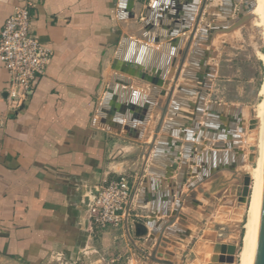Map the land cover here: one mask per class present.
Masks as SVG:
<instances>
[{"label":"crops","instance_id":"crops-1","mask_svg":"<svg viewBox=\"0 0 264 264\" xmlns=\"http://www.w3.org/2000/svg\"><path fill=\"white\" fill-rule=\"evenodd\" d=\"M154 1L0 0V29L15 7L28 2L32 33L52 54L45 75L16 113L6 108L8 75L0 64V116L6 117L5 126L0 129V264H154L147 260L146 254L155 248L156 238L147 246L148 241L135 238L133 230L134 222L145 225L147 220L160 225V236L168 240L157 248V258L163 260L169 255L174 264H213L204 260L207 254L213 253L203 249L205 244L220 239L211 222L218 209L204 214L205 202L209 203L220 191H228L236 183L243 164H237L239 154L245 162V153L241 150L244 121L241 111V133H238L236 112L231 108H246L209 100L220 71L214 63L215 38L208 45H197L199 51L193 66L188 64L194 50L192 43L172 100L195 104L202 86L196 78L184 79L182 74L188 71L193 77L206 76L211 87L203 100L204 110L198 124L204 126L203 118H209L213 125L211 131H206L212 138L204 136L198 144L202 150L194 151L193 158L184 161L183 174L188 183L179 189L178 194L186 196L182 199L177 195L182 159L174 156L177 150L180 154L182 146L173 142H184L180 135L190 127L176 124L164 132L163 123L148 158L144 159L147 150L144 146L152 142L160 117L157 103L163 106L166 95L155 98L145 124L140 121L142 110L129 108L134 104L145 109L148 102L138 95L147 98L151 89L149 83L128 73L137 70L131 63L151 62V68L156 70L154 74L148 70L151 77L159 74L163 64L160 57L168 59L162 80L171 82L189 34L178 32L170 37L173 28L170 25L161 28L158 21L146 30L145 9ZM179 2L182 5L185 1ZM198 4L199 0L196 7ZM210 6L215 9L209 12L213 22L224 24L225 16L219 11L222 1H213ZM124 36L129 41L126 44L122 43ZM158 36L169 38L154 43ZM182 37L179 46H170L166 52L162 50V46ZM136 46L158 56L141 53ZM141 72L146 71L141 69ZM119 80L127 81L128 86ZM112 85L118 90L110 95ZM179 87L192 94L179 92ZM108 94L110 98L105 104ZM177 112L178 120L192 121L184 116H192V110L178 107ZM173 120L167 113L163 122ZM196 137L193 134V139ZM160 138L165 142L154 160ZM232 143L237 144V152L213 148L215 144L226 147ZM209 152L225 155L222 158L203 156ZM173 164L177 167L172 171ZM192 171L200 173L195 175ZM123 175L130 178L132 189L123 225L117 229H96L86 206L94 187ZM193 182L196 184L190 191L187 184ZM176 202L181 204L179 215L164 229L162 226L172 217ZM227 242L220 243L228 245Z\"/></svg>","mask_w":264,"mask_h":264},{"label":"water","instance_id":"water-1","mask_svg":"<svg viewBox=\"0 0 264 264\" xmlns=\"http://www.w3.org/2000/svg\"><path fill=\"white\" fill-rule=\"evenodd\" d=\"M184 4H180L179 0H155L146 7L145 9V20L143 22V26L146 30H149L151 27H153L156 24V21H158V26L161 28H167L169 27L173 28V30L170 32V37H174L175 34L178 32H188L189 34L186 37V42L183 51L180 53V59L178 62V66L176 69V72L173 76L172 81L170 82L169 79H167L165 82L162 80V76L164 75V72L166 70L167 65L169 64L168 59H162V67L159 71V74L156 76H148L147 72L148 70H151L153 74L156 72V70H153L151 68V62H144V60H140L139 62H133L131 63L136 65L137 70L135 72H128L132 76H135L136 78H139L140 80H143L151 85L150 89V95L146 98V96L138 95V98L145 99L148 102V105L145 109H142L141 106L130 104L129 108L131 110H142V115L140 117V121L142 124H145L147 122V117L149 114L150 109L152 108L154 104L155 98L158 96H165L164 105L161 106L160 102L157 103L156 109L160 111V117L157 122V125L154 129V136L152 137V142L150 144H147L144 146L146 148V152L144 153V159L148 158L149 151L153 148L154 142L157 138V134L162 129L163 123L165 124L163 131L167 132L170 130L171 127L177 126L176 124H186L190 127L189 131H185L183 134H181V139L184 140V142H173L176 146H182V150L180 154L178 153V150L174 154L175 158L177 160L182 159L181 162V169L179 171L178 177H177V195L179 192L180 187H182L183 184L188 183L186 182V177L183 174L185 163L184 161L187 158H193L194 151H201L202 146L198 145L201 144V141L204 136H206L208 139L212 138L211 135L207 134L206 131H211V126L213 123L209 121V118H203L204 126H199V120L201 118V115L204 110L203 106V100L209 93V89L211 87V81L207 80V77H193L188 71L182 74V77L184 79H195L197 82H199L202 86V89L199 90V96L197 98V101L195 104H191L189 102H184L181 100H178L177 98H173L172 100V94L175 89V85L177 82V79L179 78L182 70L183 63L186 60L187 52L191 46L192 43H194V50L191 52V56L188 58V64L193 66L195 63V56L197 55L198 44L204 43V44H210L211 41L217 36L219 33H230L232 31L237 30L241 26L247 23L253 24V18L254 15L252 14L254 7H255V0H221L223 3V7L219 10L220 13L225 16V19L222 25L215 24L214 18L210 16V11L215 10L211 5L213 1L218 0H199V4L196 7L197 0H184ZM196 7V12L193 15ZM157 13H159L161 16H158ZM182 15V17L180 16ZM193 15V18H192ZM192 18V23L191 22ZM171 21L170 24L168 21ZM180 20V23L179 21ZM167 40L169 37H166ZM163 36H158L157 38H154V43H162L163 40H166ZM183 37L179 38L171 44H166L162 46V50L166 52L171 47H177L182 42ZM128 41V38L126 36L123 37V44H126ZM119 48V55L121 56L122 46ZM171 46V47H170ZM139 51L142 52H148L151 57L158 56L157 53L148 50L147 48L136 46ZM173 51V50H172ZM175 51H173V54ZM160 56V55H159ZM160 59V60H161ZM164 59V61H163ZM175 60L171 62V65L174 66ZM141 69L145 70L146 72H141ZM212 71V69H208ZM119 82L125 86H128L127 81L119 80ZM170 84V86H169ZM162 87V90H159V88ZM168 88L167 92L166 89ZM118 89L115 86H111L109 90V94H113V92L117 91ZM179 92H184L188 94H192L191 92L185 91L182 87L178 88ZM105 99V104L108 102V99L110 98V95ZM172 101V102H171ZM171 104L170 110L168 112V105ZM119 106L123 109L124 106L122 103H119ZM178 107H183L188 110H192L193 114L192 116H189V114H184V116L191 118L192 121H181L175 118L179 112H177ZM234 112H236L235 116V123L238 125V128L240 129L242 122L239 118V115L241 113V109L239 107L237 108H231ZM169 118L174 119L172 122H163L164 117L167 115ZM127 118V117H126ZM234 125L232 124V127ZM172 134L177 135V133L172 132ZM193 134H197V137L193 139ZM263 156H262V163H261V185H260V192H259V198H258V205H257V211L255 216V223H254V229H253V235L251 240V261L250 264H264V124H263ZM234 139L239 140L238 136H233ZM196 140L195 142H193ZM165 142L164 138H160L159 146L156 148V153L154 156L157 158L161 151V145ZM206 146H211L209 142H205ZM215 149H223V148H229L233 152H237V144H230L228 146H223L222 144H215L213 146ZM239 154V153H238ZM206 155H209L213 158H222L225 154H214L213 152L204 153V157ZM239 154V158L237 161V164L241 165L243 163L242 155ZM180 157V158H179ZM241 158V159H240ZM200 163L201 166H204V163ZM193 164V163H191ZM176 164H173L171 167V170L176 169ZM193 172V171H192ZM200 173V171L198 172ZM197 172H193L192 174H198ZM167 176V175H166ZM201 180V179H199ZM199 182V181H198ZM247 183H248V177H245L244 180V187L241 193H237V195H240L238 197V201H242L243 198L245 199L246 195L248 194L247 191ZM196 183L187 184V189L192 190L194 188ZM191 195V194H190ZM181 196V195H179ZM182 199H186V196H181ZM170 200V198L168 199ZM187 201H190V198L187 199ZM179 207H181L180 202H176V207L173 210L172 217L169 219L168 222L164 223L162 228H166L171 223H173L174 218L178 217L179 213ZM148 228L151 229V232L148 234ZM161 228V229H162ZM160 225H157L153 220H147L146 224L144 225L142 222L136 221L133 224V230H134V236L135 238H141L146 239L148 241V245L150 246V243L156 238V244L155 248L151 250L149 254H146L147 260L154 264H174L169 260V255H167L163 260H160L156 257V250L160 246H164L162 243H167L168 240L166 238H162L160 236ZM168 232H170L168 230ZM206 236H203V239H205ZM221 237V234H219V238ZM215 243H209L205 244L204 251L207 253H213L212 255H206L204 260L206 262H210L213 264H231L233 262V254L235 252V246L234 245H225L221 244L220 240H215ZM160 257V256H159Z\"/></svg>","mask_w":264,"mask_h":264},{"label":"rangeland","instance_id":"rangeland-1","mask_svg":"<svg viewBox=\"0 0 264 264\" xmlns=\"http://www.w3.org/2000/svg\"><path fill=\"white\" fill-rule=\"evenodd\" d=\"M253 20V24L249 22L230 33L217 34L213 45L217 57L214 63L220 71L216 79L217 86L209 100L239 104L246 108L241 147L245 153V167L240 169L233 187L228 191H220L209 203L205 202L207 205L204 214H211L218 209L215 220L211 222L213 229L221 234L219 240L228 241V245L235 246L231 264H240L244 224L253 185L250 172L257 166L261 141L262 123L256 116L255 109L263 99L264 30L258 16L254 15ZM245 177H248V194L245 199L238 201L240 195L237 193L243 190Z\"/></svg>","mask_w":264,"mask_h":264},{"label":"built area","instance_id":"built-area-1","mask_svg":"<svg viewBox=\"0 0 264 264\" xmlns=\"http://www.w3.org/2000/svg\"><path fill=\"white\" fill-rule=\"evenodd\" d=\"M31 4L14 8L0 29V64L7 72L6 108L16 113L27 102L51 62V51L31 30ZM6 117L0 116V129ZM128 176L94 187L86 204L96 229L119 228L128 214L132 189Z\"/></svg>","mask_w":264,"mask_h":264},{"label":"bare ground","instance_id":"bare-ground-1","mask_svg":"<svg viewBox=\"0 0 264 264\" xmlns=\"http://www.w3.org/2000/svg\"><path fill=\"white\" fill-rule=\"evenodd\" d=\"M252 14L260 18L261 25L263 26V30H264V0H255V7H254ZM263 61H264V56H263ZM261 94L263 95V99L259 103L257 109H255L257 112L256 116H258V118L260 119L262 123L261 129H260L261 130L260 151H259V157L257 160V166L256 168L251 169V172H250V175L252 177L251 179H253V185H252V192H251L248 207H247L246 221L244 224V236H243L242 249L240 252V264H250V261H251V240H252V235H253L255 216H256V211H257L258 198H259L260 185H261V163H262V156H263L262 131H263V124H264V82L261 88ZM244 110H241L242 118L245 114ZM237 132L241 133V130L238 129ZM244 165H245V162H243L241 167H245Z\"/></svg>","mask_w":264,"mask_h":264}]
</instances>
